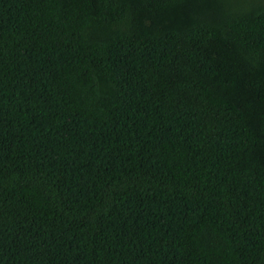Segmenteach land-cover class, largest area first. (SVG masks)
Returning a JSON list of instances; mask_svg holds the SVG:
<instances>
[{"label": "trees", "instance_id": "obj_1", "mask_svg": "<svg viewBox=\"0 0 264 264\" xmlns=\"http://www.w3.org/2000/svg\"><path fill=\"white\" fill-rule=\"evenodd\" d=\"M0 264H264V0H0Z\"/></svg>", "mask_w": 264, "mask_h": 264}]
</instances>
